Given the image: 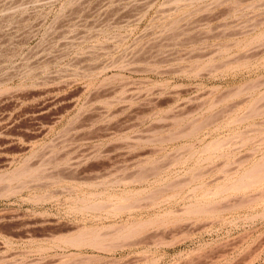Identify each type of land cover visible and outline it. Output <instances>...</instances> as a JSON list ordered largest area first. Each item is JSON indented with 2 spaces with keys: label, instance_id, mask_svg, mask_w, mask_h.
<instances>
[{
  "label": "rangeland",
  "instance_id": "1",
  "mask_svg": "<svg viewBox=\"0 0 264 264\" xmlns=\"http://www.w3.org/2000/svg\"><path fill=\"white\" fill-rule=\"evenodd\" d=\"M257 164L264 0H0V264H264Z\"/></svg>",
  "mask_w": 264,
  "mask_h": 264
},
{
  "label": "bare ground",
  "instance_id": "2",
  "mask_svg": "<svg viewBox=\"0 0 264 264\" xmlns=\"http://www.w3.org/2000/svg\"><path fill=\"white\" fill-rule=\"evenodd\" d=\"M259 164H261V163H259ZM262 164H263V163H262ZM257 166H258V164H257L256 166H253V168H255V167H257ZM259 167H260V168H259ZM259 167H257L258 169L255 168V170L257 169L256 171H258V172H259V169H261V167H264V166L262 165V166H259ZM251 169H252V168H251ZM251 171H252V170H250V172H251ZM250 172H249V173H250ZM253 172H254V174H255V171H252L250 174L253 175ZM258 172H257V174H258ZM259 173H260V172H259ZM82 232H83V231H82ZM78 234H79V233H78ZM88 234H89V233H88ZM81 235H82V234H81ZM83 235H84V234H83ZM86 235H87V233H86ZM77 236H78V239H79V238H80V237H79L80 235H77ZM81 237L83 238V236H81ZM93 238H94V237H93ZM93 238H92V239H93ZM76 240H77V239H76ZM80 240H81V239H80ZM78 241H79V240H78Z\"/></svg>",
  "mask_w": 264,
  "mask_h": 264
}]
</instances>
